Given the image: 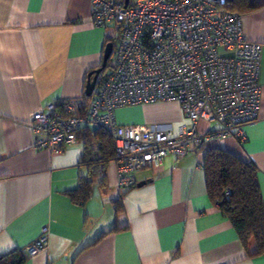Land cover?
Wrapping results in <instances>:
<instances>
[{
    "label": "crops",
    "instance_id": "0c3cea01",
    "mask_svg": "<svg viewBox=\"0 0 264 264\" xmlns=\"http://www.w3.org/2000/svg\"><path fill=\"white\" fill-rule=\"evenodd\" d=\"M241 28L261 44L258 114L243 126L245 139L204 137L180 159L166 155L139 169L136 184L144 183L126 189L110 160L78 203L69 192L90 175L80 164L82 141L59 152L36 148L30 120L51 102L85 95L108 28L92 22L90 0H0V254L27 252L45 230L46 247L27 253L24 264H264V252L252 255V239L245 250L209 198L203 168L210 147L253 162L264 200V6L242 13ZM114 115L121 124L173 129L189 122L176 100L122 106Z\"/></svg>",
    "mask_w": 264,
    "mask_h": 264
},
{
    "label": "built area",
    "instance_id": "2783aa9c",
    "mask_svg": "<svg viewBox=\"0 0 264 264\" xmlns=\"http://www.w3.org/2000/svg\"><path fill=\"white\" fill-rule=\"evenodd\" d=\"M90 2L94 25L117 30L113 63L97 78L85 115L71 101L32 114L34 147L59 152L76 141L78 128L99 127L113 140L117 185L126 189L136 184V171L166 155L180 159L204 137L245 139L243 126L258 114L261 44L243 35L229 0ZM159 100L178 101L188 124L173 129L115 118L118 107ZM201 121L209 124L204 131ZM46 245L44 230L27 253Z\"/></svg>",
    "mask_w": 264,
    "mask_h": 264
},
{
    "label": "trees",
    "instance_id": "16d2710c",
    "mask_svg": "<svg viewBox=\"0 0 264 264\" xmlns=\"http://www.w3.org/2000/svg\"><path fill=\"white\" fill-rule=\"evenodd\" d=\"M262 6L264 0H229V8L240 14ZM114 39L113 35H109L106 43L114 44ZM100 77L101 74L98 79ZM90 98L91 96L84 95L82 98L66 101L75 104V113L85 115ZM75 134L76 139L79 138L83 143L80 164L90 172L88 177L80 178L75 190L69 192L74 202L81 203L89 195L96 174L101 173L103 176L107 163L114 160L115 149L111 136L99 127L83 126ZM203 168L208 196L229 220L243 248L247 250L248 242L252 239L255 243L252 255L264 252V200L256 179L257 168L254 163L228 150L210 147L205 149ZM226 189H229L228 198L225 197ZM26 258V250L14 249L0 254V264H24Z\"/></svg>",
    "mask_w": 264,
    "mask_h": 264
},
{
    "label": "water",
    "instance_id": "95a60500",
    "mask_svg": "<svg viewBox=\"0 0 264 264\" xmlns=\"http://www.w3.org/2000/svg\"><path fill=\"white\" fill-rule=\"evenodd\" d=\"M112 47L113 43L112 42H107L105 44L104 50H103V57L100 66L94 68L93 70L89 71L87 73V78H86V84H85V89H84V94L86 96H91L93 93V89L96 85L98 75L104 70V68L107 65V62L111 56L112 53ZM144 181L138 182L136 185L140 186L143 184Z\"/></svg>",
    "mask_w": 264,
    "mask_h": 264
},
{
    "label": "rangeland",
    "instance_id": "374dc122",
    "mask_svg": "<svg viewBox=\"0 0 264 264\" xmlns=\"http://www.w3.org/2000/svg\"><path fill=\"white\" fill-rule=\"evenodd\" d=\"M108 34L110 35H117V30L114 28V29H108ZM114 43H115V39H114ZM113 63V54L110 56L109 60H108V65H106V67L104 68L103 72H107L109 70V64L111 65Z\"/></svg>",
    "mask_w": 264,
    "mask_h": 264
}]
</instances>
